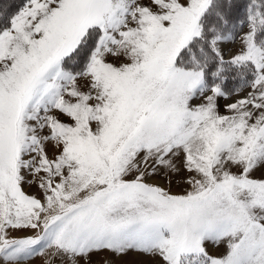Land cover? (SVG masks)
<instances>
[{
	"label": "snow or ice",
	"instance_id": "1",
	"mask_svg": "<svg viewBox=\"0 0 264 264\" xmlns=\"http://www.w3.org/2000/svg\"><path fill=\"white\" fill-rule=\"evenodd\" d=\"M101 251L264 264V0L0 11V264Z\"/></svg>",
	"mask_w": 264,
	"mask_h": 264
},
{
	"label": "rangeland",
	"instance_id": "2",
	"mask_svg": "<svg viewBox=\"0 0 264 264\" xmlns=\"http://www.w3.org/2000/svg\"><path fill=\"white\" fill-rule=\"evenodd\" d=\"M235 98V97H234ZM230 102V101H229ZM221 104H224L225 101L221 100ZM223 111V109H221ZM179 177H174L172 179L171 185L168 184V179L163 176L153 177V182L159 183L161 186L170 187L173 192H181L183 191L184 185L177 183ZM30 190V191H29ZM25 191L29 194H38V189L36 187L29 188L28 185H25ZM206 247L210 254L220 255L225 251V245L219 244L215 245L212 242H207ZM94 259V260H93ZM94 262V263H93ZM155 264L154 258L139 254L136 252L128 253L127 255L117 256L108 251H101L99 253H93L89 258L87 264ZM30 264H40V260L36 259L30 262Z\"/></svg>",
	"mask_w": 264,
	"mask_h": 264
},
{
	"label": "trees",
	"instance_id": "3",
	"mask_svg": "<svg viewBox=\"0 0 264 264\" xmlns=\"http://www.w3.org/2000/svg\"><path fill=\"white\" fill-rule=\"evenodd\" d=\"M238 3H243V0H237ZM22 3V0H0V11L14 12Z\"/></svg>",
	"mask_w": 264,
	"mask_h": 264
},
{
	"label": "bare ground",
	"instance_id": "4",
	"mask_svg": "<svg viewBox=\"0 0 264 264\" xmlns=\"http://www.w3.org/2000/svg\"><path fill=\"white\" fill-rule=\"evenodd\" d=\"M178 183V182H177ZM33 187H35L34 185L33 186H29V188L31 189V188H33ZM30 191V190H29ZM94 260V259H93ZM94 263V262H93ZM136 264V263H135Z\"/></svg>",
	"mask_w": 264,
	"mask_h": 264
}]
</instances>
